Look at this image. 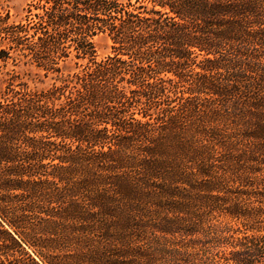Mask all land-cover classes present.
<instances>
[{
	"label": "trees",
	"instance_id": "trees-1",
	"mask_svg": "<svg viewBox=\"0 0 264 264\" xmlns=\"http://www.w3.org/2000/svg\"><path fill=\"white\" fill-rule=\"evenodd\" d=\"M26 6L0 60L51 82L0 92V264H264V0Z\"/></svg>",
	"mask_w": 264,
	"mask_h": 264
},
{
	"label": "rangeland",
	"instance_id": "rangeland-1",
	"mask_svg": "<svg viewBox=\"0 0 264 264\" xmlns=\"http://www.w3.org/2000/svg\"><path fill=\"white\" fill-rule=\"evenodd\" d=\"M29 0H0V10L8 11L12 20L23 18L26 10V5ZM97 52L100 56L108 51V41L101 36L95 37ZM13 73L19 74L22 80L27 81L29 86L36 89L46 87L50 82L49 77H42L39 73L29 65L22 62L12 64L9 59L6 62L0 60V92L5 88V85Z\"/></svg>",
	"mask_w": 264,
	"mask_h": 264
}]
</instances>
